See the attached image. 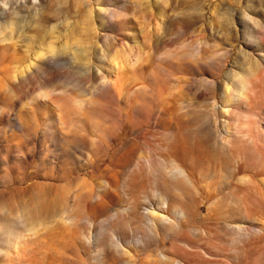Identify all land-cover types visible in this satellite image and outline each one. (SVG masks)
<instances>
[{"label":"rangeland","instance_id":"374dc122","mask_svg":"<svg viewBox=\"0 0 264 264\" xmlns=\"http://www.w3.org/2000/svg\"><path fill=\"white\" fill-rule=\"evenodd\" d=\"M0 264H264V0H0Z\"/></svg>","mask_w":264,"mask_h":264}]
</instances>
